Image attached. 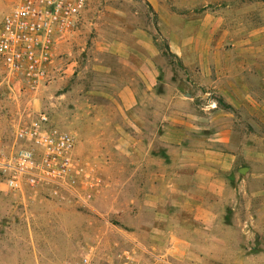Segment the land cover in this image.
<instances>
[{"label":"rangeland","instance_id":"rangeland-1","mask_svg":"<svg viewBox=\"0 0 264 264\" xmlns=\"http://www.w3.org/2000/svg\"><path fill=\"white\" fill-rule=\"evenodd\" d=\"M129 81L138 108L120 104ZM11 85L0 64V155L42 108L103 183L84 205L11 193L0 174V264H76L116 242L146 264H264V0H88L50 80Z\"/></svg>","mask_w":264,"mask_h":264},{"label":"built area","instance_id":"built-area-1","mask_svg":"<svg viewBox=\"0 0 264 264\" xmlns=\"http://www.w3.org/2000/svg\"><path fill=\"white\" fill-rule=\"evenodd\" d=\"M87 5L88 0H13L0 18V64L15 97L37 92L50 80L54 50L78 27ZM52 122L45 109L27 110L11 149L0 155L3 182L14 194L74 197L88 205L103 183L99 163L77 150L71 132ZM94 248L84 249L76 264H146L144 249L135 242L130 247L116 242L101 257Z\"/></svg>","mask_w":264,"mask_h":264},{"label":"crops","instance_id":"crops-1","mask_svg":"<svg viewBox=\"0 0 264 264\" xmlns=\"http://www.w3.org/2000/svg\"><path fill=\"white\" fill-rule=\"evenodd\" d=\"M148 84V90L150 89V93L153 94V86L156 84V77L153 78V75L147 76L145 79ZM141 88V86H140ZM140 89L137 88V85L134 81H129L125 84L120 91V104L122 107L128 108H138L142 104V95L140 94Z\"/></svg>","mask_w":264,"mask_h":264},{"label":"water","instance_id":"water-1","mask_svg":"<svg viewBox=\"0 0 264 264\" xmlns=\"http://www.w3.org/2000/svg\"><path fill=\"white\" fill-rule=\"evenodd\" d=\"M247 169H248L247 167H243V168H241V170H240V171L244 173V172H246V171H247Z\"/></svg>","mask_w":264,"mask_h":264}]
</instances>
